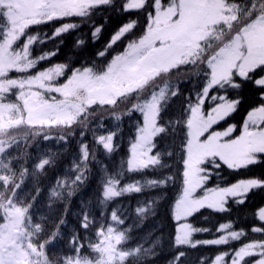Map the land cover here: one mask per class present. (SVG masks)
Instances as JSON below:
<instances>
[{"label": "snow or ice", "instance_id": "snow-or-ice-1", "mask_svg": "<svg viewBox=\"0 0 264 264\" xmlns=\"http://www.w3.org/2000/svg\"><path fill=\"white\" fill-rule=\"evenodd\" d=\"M102 8L113 9L117 14L144 11L143 34L129 40L103 66L95 60L82 61L79 66L59 62L32 72L41 61L57 55L59 46L53 52L33 57L32 46L39 34H29L28 29L60 22L51 34V38H57L79 31L88 23L94 43L105 25L96 24L92 17L101 14ZM72 18H79L80 22H71ZM137 25L138 20L129 19L115 29L104 48L95 54L96 59L108 56ZM87 43L77 37L73 47L83 48ZM182 67L196 68L203 85L194 93V102L193 97L186 98L182 118L162 121L168 102L180 95L177 84L166 77ZM14 72L15 77L11 75ZM248 87L255 91L260 103L246 111L240 134L232 136L235 124L213 130L238 111ZM230 92L235 95L230 96ZM132 97L137 102L127 112L118 114V105ZM206 102L210 105L207 111ZM97 108L110 111L116 121L122 115L142 116L120 170L109 175L101 165V204L166 186L173 179L171 176L123 184L121 181L126 173L142 174L167 167L162 155L170 157L173 153L162 154L156 140L182 129V187L172 206L176 223L173 246H223L239 241L246 233L233 230L232 222L218 225L217 230L223 233L218 238L194 240V234L210 229L195 227L188 221L203 209L230 212L229 201L244 205L250 193L264 189V177L239 179L228 186H207L214 175L220 177L222 166L237 171L264 163V0H121L119 5L117 0H0V264H126L130 257L151 252L141 247L125 250L122 245L130 229L100 223L96 242L85 246L80 243L79 234L74 233L70 238L72 254L49 258L47 248L60 236L59 229L66 220L61 216L49 224L41 216L39 222H34L36 196L22 195L29 169L13 167L16 157L9 153L14 146L19 147L21 132L24 139L31 133L33 139L42 136L47 141L55 131L60 140L67 142L73 132L64 130L79 127L80 136L84 137L89 131L88 117ZM91 131L95 143L107 154L116 151L118 127L100 135L96 129ZM78 151L80 163L74 162L78 174L71 180L57 179L50 190L52 198H71L76 187L87 180L89 161L96 162V155L83 140ZM56 155L40 158L31 175L53 165ZM35 191L39 195V188ZM145 203L135 209L141 217L152 212L155 200ZM83 207L80 228L87 231L96 221L90 218L87 205ZM253 215L264 222V205L258 206ZM110 219L117 225L125 223L115 209ZM251 231L264 234V227H253ZM85 247L92 255L82 251ZM185 255L184 251H177L169 264H179ZM252 257L257 258L248 259ZM201 264H206L204 258ZM211 264H264V240L217 254Z\"/></svg>", "mask_w": 264, "mask_h": 264}, {"label": "trees", "instance_id": "trees-1", "mask_svg": "<svg viewBox=\"0 0 264 264\" xmlns=\"http://www.w3.org/2000/svg\"><path fill=\"white\" fill-rule=\"evenodd\" d=\"M120 2L121 0H117L118 5ZM129 19L138 20L139 25L141 20L146 19L145 12L133 11L127 14L123 12L117 14L113 9L102 8L101 14L92 17V21L96 24L105 25L99 40L94 43L91 42V29L88 23L84 24L79 31L62 34L57 38H51V34L59 26L60 22L54 21L39 26H32L28 29V33L39 34L37 43L32 46L33 57L42 55L45 52H53L59 46L57 55L51 57V59L41 61L32 72L34 73L59 62L79 66L82 61L95 60L97 65L103 66L111 58V55L122 51L129 40L136 39L143 32L144 28H138L137 25L130 35L110 50L108 56L96 59L95 54L104 48L114 30ZM105 20L107 21L106 23ZM71 22H80V19L72 18ZM77 37L88 41V43L83 48H74L73 45ZM69 57L71 58L70 60L68 59ZM200 70H203V65L200 66ZM196 71V68L182 67L179 70H174L166 77L170 82L177 84L180 95L168 102L165 111L161 114L162 121L182 118L186 98L193 97L194 102V93L199 91L203 85V77L196 75ZM11 75L15 77L17 73L14 72ZM229 95L233 96L235 93L230 92ZM243 96L245 97V102L238 111L214 126L215 130H223L227 126L235 124L236 131L232 135L235 137L240 134L246 111L251 106L260 103L257 94L251 87L244 90ZM135 102H137L135 97H132L128 101L119 104L115 111L118 114L125 113L131 107V104ZM209 107L210 105L206 102L205 111ZM93 111L94 115L88 117L89 131L86 132L84 137L80 136L81 129L79 127L64 130L73 132L68 137L67 142L60 140L55 131L51 133L53 138L47 141L42 136H37L33 139L31 133H28V139H24V133L21 132L19 147L14 146L9 150L10 155L16 157L13 161V167L20 168L23 166L29 169L30 174L25 178L22 195L36 196L33 212L34 222H39V217L41 216L45 217L49 224L56 222L61 216L66 220V223L59 229L60 236L47 248L49 258L72 254L70 238L74 233L79 234L80 243L85 246L96 242L95 232L99 228L100 223H111L120 230L130 229L127 233L128 239L122 245L125 250H133L136 247L151 249L148 254L143 252L138 254V258L130 257L126 264H169L177 251L186 253L179 264H201L202 258L205 259L206 264H211V259L217 254L231 251L244 243L254 240H264V234L251 231L253 227H264V222H260L253 215V211L258 210V206L264 205V189H261L250 193L247 203L244 205H235L229 201L230 212L221 214L210 209H203L189 218V222L193 226L210 229L209 232L194 234V240L218 238L219 235L223 234L217 230L218 225L222 222H232L234 225L233 230H244L246 233L239 241H230L228 245L223 246H198L196 248L182 246L179 249L173 246L176 223L172 217V206L182 187V165L179 152V145L183 135L182 129H177L175 134L170 132L168 135L156 140L158 150L162 154L166 151L173 153L170 157L162 155V163L167 165V167L153 169L142 174L126 173L121 181L123 184L138 179H161L165 176H171L173 179L166 186L147 189L140 194L124 195L101 204L104 174V168L101 165L106 168L109 175H115L120 170L121 163L126 161L128 157L129 142L134 137L136 124L142 121V116L139 113H133L131 116L122 115L121 120L116 121L108 110L97 108ZM117 127L119 133L114 139L117 149L112 154H107L100 145L95 143L91 130L96 129L97 135H100L115 131ZM81 140L88 143L90 152H95L96 162H92L90 159L87 180L76 187V191L71 198L61 200L52 198L50 190L56 186L57 179L71 180L78 174L74 168V162L80 163L78 145ZM51 153L57 154L54 158V164L46 166L43 172L36 176L31 175L38 160L40 158H50L49 154ZM261 159L264 160V157H261ZM219 171L220 177L217 178L214 175L208 182V187H214L217 184L228 186L239 179L264 177V163L237 171L229 170L222 166ZM36 188L40 190L39 195H36ZM153 200H155V204L150 214L141 217L140 214L136 213L135 209L137 207L146 206L145 202ZM84 205L88 207L90 218L96 221L87 231L80 228ZM114 209L117 210L121 219L125 221L124 225H117L111 221L110 213ZM82 251L92 255L87 247ZM256 258L248 259L254 260Z\"/></svg>", "mask_w": 264, "mask_h": 264}, {"label": "rangeland", "instance_id": "rangeland-1", "mask_svg": "<svg viewBox=\"0 0 264 264\" xmlns=\"http://www.w3.org/2000/svg\"><path fill=\"white\" fill-rule=\"evenodd\" d=\"M145 25H146V19L143 20V21L141 20L140 23H139V25H138V28H145ZM142 31H144V29H143ZM142 34H143V32H142L141 34H139L138 37H139L140 35H142ZM138 37H137V38H138ZM213 130H215V129H213ZM232 136H233V135H232ZM188 222H189V221H188ZM189 223H190V222H189Z\"/></svg>", "mask_w": 264, "mask_h": 264}]
</instances>
